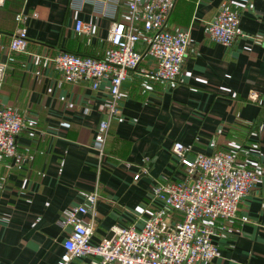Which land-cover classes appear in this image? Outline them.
Wrapping results in <instances>:
<instances>
[{"label": "crops", "instance_id": "crops-1", "mask_svg": "<svg viewBox=\"0 0 264 264\" xmlns=\"http://www.w3.org/2000/svg\"><path fill=\"white\" fill-rule=\"evenodd\" d=\"M112 2H0V62L7 65L0 104L26 121L18 155L0 161V264H61L70 229L62 226L64 210L93 191L99 194L93 241L109 237L113 226L140 225L148 208L159 206L149 200L155 180L190 179L172 151L176 142L188 158L229 150L258 172L236 218L216 223L217 256L201 264H264V0H175L165 28H190L176 81L152 80L147 71L154 62L139 45L141 61L122 85L127 97L109 117L108 80L96 90L84 80L66 82L51 58L62 51L103 57L112 21L126 16L122 0L113 18L104 14L101 5ZM222 5L240 15V33L229 46L206 29ZM77 19L92 25L90 33L75 30ZM20 25L27 50L10 51ZM102 119L109 126L100 155L93 138ZM81 217L87 221L91 213ZM179 218L175 213L172 222ZM89 261L79 256L69 264Z\"/></svg>", "mask_w": 264, "mask_h": 264}, {"label": "built area", "instance_id": "built-area-1", "mask_svg": "<svg viewBox=\"0 0 264 264\" xmlns=\"http://www.w3.org/2000/svg\"><path fill=\"white\" fill-rule=\"evenodd\" d=\"M110 1H113L110 6L101 7L104 14L113 18L114 3L118 0ZM122 1L126 16L112 21L109 45L103 57L62 51L51 58L54 69L66 82L84 80L96 90L103 80H108L109 99L105 110L109 117L120 113L119 103L127 97L122 85L129 71L135 70L141 61L139 45H144L145 53L154 62L147 75L152 80L172 84L181 71L190 38V28L175 31L165 28L175 0ZM16 20L24 22L21 14L16 15ZM239 20L238 12L222 5L206 29L214 42L229 46L240 33ZM75 30L90 33L92 25L77 19ZM252 38L262 41L261 36ZM27 46L26 28L20 25L8 49L25 52ZM6 67L0 62V82ZM25 125L21 114L0 104V161L18 155L16 139ZM108 126V119H102L94 133L93 146L100 155L105 154ZM172 151L186 167L190 179L174 181L161 176L155 180L149 200L159 206L148 208V215L142 218L140 225L113 226L109 237L95 242L97 212L94 206L99 194L90 192L84 202L64 210L62 226L70 229L62 243L61 264H69L73 257L79 256L90 257L89 264H201L217 256V245L213 242L216 223L236 218L239 204L254 186L258 172L229 150L212 154L197 152L193 158H188L187 148L176 142ZM138 176L135 174L134 179ZM87 213H91V218L84 221L81 216ZM175 213L180 218L172 222ZM241 219L245 220V216Z\"/></svg>", "mask_w": 264, "mask_h": 264}]
</instances>
